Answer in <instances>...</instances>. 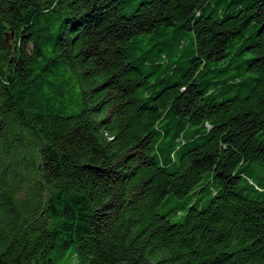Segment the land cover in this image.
Instances as JSON below:
<instances>
[{
    "label": "trees",
    "instance_id": "1",
    "mask_svg": "<svg viewBox=\"0 0 264 264\" xmlns=\"http://www.w3.org/2000/svg\"><path fill=\"white\" fill-rule=\"evenodd\" d=\"M0 264H264V0H0Z\"/></svg>",
    "mask_w": 264,
    "mask_h": 264
}]
</instances>
